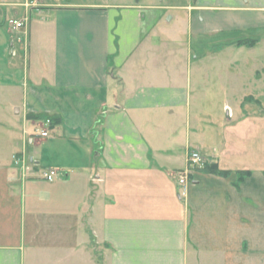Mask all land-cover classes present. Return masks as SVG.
I'll list each match as a JSON object with an SVG mask.
<instances>
[{"label":"crops","instance_id":"crops-1","mask_svg":"<svg viewBox=\"0 0 264 264\" xmlns=\"http://www.w3.org/2000/svg\"><path fill=\"white\" fill-rule=\"evenodd\" d=\"M237 3L185 5L189 33L262 26ZM151 7L0 0V264H264V106L228 89L216 112ZM193 150L229 174L199 165L184 191Z\"/></svg>","mask_w":264,"mask_h":264},{"label":"rangeland","instance_id":"rangeland-1","mask_svg":"<svg viewBox=\"0 0 264 264\" xmlns=\"http://www.w3.org/2000/svg\"><path fill=\"white\" fill-rule=\"evenodd\" d=\"M99 1V0H85ZM114 1H137V0H114ZM145 4L152 6L145 9L144 12L149 14L155 13L161 15L156 25L155 31L161 33L167 43V47L179 49L191 48L194 50L192 68L193 73H197V80L200 88L211 90L215 95L216 112H223L222 101L225 92L240 91L248 95L246 110L250 114H256L264 106V20L262 26L245 27L241 30H228L226 32L208 33L209 35H195L189 33L187 27L186 11H183L185 5L189 6L191 13L195 16H203L201 9H196L198 0H142ZM218 4L221 0H209ZM260 0H238V7H249L260 9L264 14V5L259 4ZM249 3L251 4L249 6ZM181 6V7H180ZM233 6L225 5L232 8ZM236 6V7H237ZM229 8V9H230ZM229 9L214 10L217 17H222L229 13ZM179 15H181L179 17ZM177 17L173 19V17ZM172 17L171 20L169 18ZM225 18V16H224ZM227 24V22H226ZM171 38V39H170ZM173 41V43L171 42ZM177 44H175V42ZM242 41V43L240 42ZM245 43V44H243ZM242 45V46H240ZM252 45V46H249ZM204 52L207 56L202 57ZM262 71H261V70ZM258 70V71H257ZM213 95V96H214ZM255 97L261 103H257L251 98ZM221 100V101H220ZM258 115L252 118H258ZM264 132V126L262 133ZM263 137V139H262ZM264 142V133L261 134V143ZM196 170V169H195ZM41 171V170H40ZM178 173V172H177ZM176 173V175H177Z\"/></svg>","mask_w":264,"mask_h":264},{"label":"built area","instance_id":"built-area-1","mask_svg":"<svg viewBox=\"0 0 264 264\" xmlns=\"http://www.w3.org/2000/svg\"><path fill=\"white\" fill-rule=\"evenodd\" d=\"M10 23L15 28H21L22 26H24V23L18 19H11ZM50 124H51V120L49 118H47V119H45L43 126L48 127V126H50ZM39 134L42 137H47L49 135V131H48V129H45L43 127L40 130ZM204 163H205L204 158L200 152H198L197 150L191 151V153L189 155V166L186 169L181 170L177 173L178 182H179L180 186H182L184 191L187 189L188 183L190 182V180L192 179V177L194 175V170L197 168V166L202 165ZM42 175H43V178L45 180L52 181V180H54V178L56 176V170L50 169V170L44 171L42 173Z\"/></svg>","mask_w":264,"mask_h":264},{"label":"trees","instance_id":"trees-1","mask_svg":"<svg viewBox=\"0 0 264 264\" xmlns=\"http://www.w3.org/2000/svg\"><path fill=\"white\" fill-rule=\"evenodd\" d=\"M240 42L242 43V41H240ZM243 44H245V43H243ZM240 46H242V45H240ZM249 46H252V45H249ZM50 120L52 123L53 119L50 118ZM204 165L205 166L203 167V170H205L207 172L218 174L221 176H227L229 174V171H225V170L220 169L217 164H204ZM243 175H245V174L241 175V179H243Z\"/></svg>","mask_w":264,"mask_h":264},{"label":"water","instance_id":"water-1","mask_svg":"<svg viewBox=\"0 0 264 264\" xmlns=\"http://www.w3.org/2000/svg\"><path fill=\"white\" fill-rule=\"evenodd\" d=\"M170 19V18H169Z\"/></svg>","mask_w":264,"mask_h":264}]
</instances>
